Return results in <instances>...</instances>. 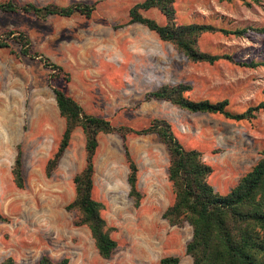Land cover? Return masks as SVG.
<instances>
[{
  "label": "rangeland",
  "instance_id": "1",
  "mask_svg": "<svg viewBox=\"0 0 264 264\" xmlns=\"http://www.w3.org/2000/svg\"><path fill=\"white\" fill-rule=\"evenodd\" d=\"M7 0H0L5 2ZM22 6L96 3L90 18L47 17L0 13V263L11 257L16 264H37L67 258L69 264H159L178 257L192 264L185 253L192 230L187 224L169 226L162 213L173 202L167 179L166 147L155 135L130 134L125 139L138 167V189L143 195L134 207L129 197L127 164L118 135H98L94 156L92 197L117 243L109 259L96 252L85 226H76V213L66 210L74 198L73 178L85 166L84 136L77 128L50 177L48 159L56 151L64 130L52 88L62 89L89 115L113 126L145 128L150 119H165L181 145L197 150L211 167L208 182L226 195L247 173L264 149V110L252 121H233L219 114H191L164 101L144 102L145 94L163 85L191 87L193 101L226 100L228 110L243 113L264 103V68H241L228 61L192 64L155 33L134 24L126 26L129 10L143 0H13ZM178 24H206L234 30L264 25V0H176ZM143 16L164 25L156 10ZM25 34L34 52L63 68L70 80L51 81V72L38 61L20 55V47L5 37ZM201 51L230 55L237 62L264 60L263 36L248 33L237 38L222 33L204 34ZM22 153L24 189H17L11 170Z\"/></svg>",
  "mask_w": 264,
  "mask_h": 264
},
{
  "label": "trees",
  "instance_id": "2",
  "mask_svg": "<svg viewBox=\"0 0 264 264\" xmlns=\"http://www.w3.org/2000/svg\"><path fill=\"white\" fill-rule=\"evenodd\" d=\"M176 0H143L135 4L128 13L126 26L140 25L156 34L161 42L170 44L192 64L213 65L219 61H228L245 69L264 68L261 62H237L230 55H212L198 47V40L204 34L222 33L226 36L241 38L248 33L263 36L264 25L234 30L216 28L206 24H178ZM218 2L239 1L245 4L258 3V0H217ZM96 3H74L68 6L47 4L36 6L28 3L18 5L13 0L0 3V13L7 15H25L45 20L47 17L70 18L82 16L90 18ZM156 10L165 19L161 25L155 20L142 15L143 12ZM9 32L5 37L13 36ZM12 39L20 47V55L38 59L52 74L51 81L64 80L70 76L62 67L53 64L32 49L29 38L18 33ZM6 38H0V49L7 48ZM191 87L185 84L163 85L145 94L143 101H164L180 110L191 114H219L233 121H252L259 111L264 110V103L250 107L243 113L228 110L226 100L211 103L208 100L193 101L188 97ZM52 92L60 117L64 120V130L56 151L45 166V175L50 177L67 149L73 132L79 128L84 136L85 166L74 176V198L66 210L76 213V226H85L93 240L97 254L102 259H109L117 247L111 237V230L101 215L103 205L94 200L93 176L94 156L98 147V135H118L122 139L124 160L127 164L128 195L135 208L140 206L143 195L138 189V167L132 159L125 139L128 135H155L167 150L169 165L167 179L173 194V202L162 213V219L172 227L187 224L192 235L185 253L192 264H264V149L251 169L241 176L237 184L226 195H219L209 184L212 174L210 166L202 160L197 150H187L175 137L171 124L165 119H150L147 127L134 130L124 126H113L109 120L85 113L82 107L62 89L53 87ZM13 183L17 189H24L25 180L22 171V153L19 147L11 170ZM0 222L7 218L0 215ZM178 257H165L159 264H179ZM0 264H16L11 257ZM37 264H69L67 258L52 261L46 256Z\"/></svg>",
  "mask_w": 264,
  "mask_h": 264
}]
</instances>
